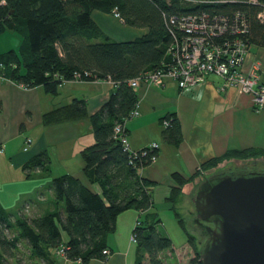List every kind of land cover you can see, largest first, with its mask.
I'll list each match as a JSON object with an SVG mask.
<instances>
[{
    "label": "trees",
    "instance_id": "trees-1",
    "mask_svg": "<svg viewBox=\"0 0 264 264\" xmlns=\"http://www.w3.org/2000/svg\"><path fill=\"white\" fill-rule=\"evenodd\" d=\"M115 8L125 24L148 31L132 40L112 39L92 13H112ZM202 12L228 17L244 14L249 26L240 36L249 47H264V18L259 16L264 13V0H0V35L15 31L22 38L19 49H0V75L27 87L42 85L51 94H57L60 85L73 80L78 72L82 81L110 79L115 83L109 98L93 114L89 115L83 98H74L44 114L45 123L90 119L95 141L81 150L87 183L69 173L54 176L50 189L55 208L38 216L0 208V264H7L9 258L17 260L23 247L29 251L28 264H61L56 256L60 247H64L68 260H81L83 264L93 258L106 259L103 251L116 230L117 217L128 209L140 212L133 230L137 242L135 264H166L163 252L172 250L174 243L162 230L163 219L154 201L157 181L142 175V169L159 156V147L146 146L131 153L116 137L115 127L125 125L139 101L138 90L129 81L162 65L172 40L171 16ZM166 119L171 125L165 127V136L179 145L183 131L176 112L163 121ZM253 157L264 158V149L226 151L206 160L199 171L205 177L228 158ZM50 164L49 154L43 151L23 169L30 177L33 170L50 172ZM174 178L167 202L193 249L189 264H202L201 242L178 209L182 187L189 180L178 174ZM61 202L64 212L59 207ZM197 228L204 237L201 227Z\"/></svg>",
    "mask_w": 264,
    "mask_h": 264
},
{
    "label": "crops",
    "instance_id": "crops-1",
    "mask_svg": "<svg viewBox=\"0 0 264 264\" xmlns=\"http://www.w3.org/2000/svg\"><path fill=\"white\" fill-rule=\"evenodd\" d=\"M92 17L105 33L117 41L132 40L148 31L147 28L125 24L115 14L101 10H94ZM255 67L261 81H264V47L252 45L244 69L250 71ZM221 84V77L210 74L204 82L185 89L170 77L161 86L138 89L139 113L126 120L125 130L131 149L158 144L159 156L142 169L144 177L157 181L153 187L157 207L168 203L176 182L174 174L189 180L182 187L178 202V206L184 205L186 194L195 193L204 178L199 170L206 160L229 150L264 149V109H256L251 96L240 88L219 90ZM114 88L115 83L110 79L68 80L60 85L57 94H51L42 85L27 87L0 75L1 209L28 217L38 216L55 208L50 189L54 176L69 173L87 183L81 150L95 141L90 119L84 117L45 123L44 114L70 103L74 98L85 99L89 115L93 114ZM175 112L183 131L179 145L164 133L163 119ZM43 151L51 159L50 172L37 169L28 177L24 164ZM197 171L199 175L191 180ZM59 207L64 212L62 202ZM139 215L136 209L120 213L116 230L108 238L110 256L93 258L88 264H135L137 242L133 230ZM61 264L83 263L81 260H68Z\"/></svg>",
    "mask_w": 264,
    "mask_h": 264
},
{
    "label": "built area",
    "instance_id": "built-area-1",
    "mask_svg": "<svg viewBox=\"0 0 264 264\" xmlns=\"http://www.w3.org/2000/svg\"><path fill=\"white\" fill-rule=\"evenodd\" d=\"M113 13L121 18L117 8ZM259 16L264 18V13L261 12ZM170 23L172 40L168 44L162 65L131 79L129 83L132 87L138 90L142 86H161L170 77L185 89L204 82L210 74H216L222 78L219 90L240 88L251 96L256 109H264V81H261L257 67L250 71L244 69L249 52V45L240 36L248 31L249 26L244 14L237 12L233 17H228L206 12L191 13L171 16ZM73 80L82 81V74L76 73ZM138 113L136 107L130 118ZM163 124L165 127L171 125L168 119ZM115 135L122 139L126 149L137 153L128 144L124 123L115 127ZM150 147L156 148L158 144L153 143ZM103 253L106 256L111 254L109 249H104ZM56 256L61 262L68 261L64 247L56 250Z\"/></svg>",
    "mask_w": 264,
    "mask_h": 264
},
{
    "label": "water",
    "instance_id": "water-1",
    "mask_svg": "<svg viewBox=\"0 0 264 264\" xmlns=\"http://www.w3.org/2000/svg\"><path fill=\"white\" fill-rule=\"evenodd\" d=\"M202 264H264V170H220L196 189Z\"/></svg>",
    "mask_w": 264,
    "mask_h": 264
},
{
    "label": "rangeland",
    "instance_id": "rangeland-1",
    "mask_svg": "<svg viewBox=\"0 0 264 264\" xmlns=\"http://www.w3.org/2000/svg\"><path fill=\"white\" fill-rule=\"evenodd\" d=\"M104 12V11H101ZM107 13V12H105ZM110 14V13H108ZM114 15V13L112 12ZM21 35L15 31H4L0 35V49L2 52H6L11 47L20 48L21 45ZM239 168H259L264 169V158H228L222 162V164L214 169L219 170H228L234 169L237 170ZM219 169V170H218ZM213 170V169H211ZM196 193V191H195ZM188 192L184 197V205H179V211L185 216L186 222L188 224L189 230L196 235L198 241L201 243L199 247L202 248L203 243L205 242V236H201L199 232V228H197V224L194 223V219L197 216L196 206H195V198L196 194ZM158 211L160 213L161 218L163 219L162 230L170 235L173 239V249L164 252V260L166 264H189L190 259L194 256V252L192 247L190 246L187 238L186 232L180 226V223L175 215L173 209L170 208V205L162 203L158 205ZM188 251V252H187ZM29 251L26 248H22L18 253V258L11 259L9 258L7 264H28V255ZM20 259V260H19ZM19 260V261H18Z\"/></svg>",
    "mask_w": 264,
    "mask_h": 264
},
{
    "label": "flooded vegetation",
    "instance_id": "flooded-vegetation-1",
    "mask_svg": "<svg viewBox=\"0 0 264 264\" xmlns=\"http://www.w3.org/2000/svg\"><path fill=\"white\" fill-rule=\"evenodd\" d=\"M240 170H264V169H259V168H239Z\"/></svg>",
    "mask_w": 264,
    "mask_h": 264
}]
</instances>
